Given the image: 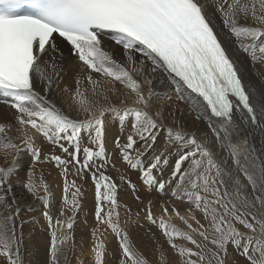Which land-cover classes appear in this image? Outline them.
<instances>
[{
    "label": "snow or ice",
    "instance_id": "obj_1",
    "mask_svg": "<svg viewBox=\"0 0 264 264\" xmlns=\"http://www.w3.org/2000/svg\"><path fill=\"white\" fill-rule=\"evenodd\" d=\"M217 10L221 14L223 25L240 42L239 46L250 53L251 60L264 61V0H218ZM105 31L114 34V42L121 46L127 63L132 65L131 70L126 64L118 63L105 49L101 40V33ZM244 41L250 43L246 46ZM62 42L71 46L84 69L89 72L84 80L92 85L94 94L100 87V82L94 80L91 73L111 78L135 93L136 103L143 104L145 108L125 111L135 113L134 134L142 140L154 141V130L159 127L146 110L149 100L144 95L141 84L133 76L134 72L143 74L146 61L153 64L152 72L162 68L179 78L189 93L187 96L181 95V99L192 104L194 108L198 105L203 107L210 114V118L217 119L220 130L213 128L217 140L221 138L220 131L231 135L229 129L234 123V110L242 108L253 123L257 120L256 110L251 104L250 95L238 74L236 64L222 46L202 0H0V94L15 99L12 107L18 113L16 121L19 125L14 129L10 124L0 123V137H3L0 139V154L5 158L13 151H19V145L10 135L15 130L26 138L28 149L39 159L40 150L34 147L32 138L27 136L29 127L48 141L57 144L71 127L72 133L67 139L73 143L75 151L68 153L67 147H60L80 165L78 172L81 169H89L90 161L94 157H105L102 124L105 109L100 108L99 115H96L93 111L95 102L87 97L86 92L81 91L80 79L76 80L73 101L91 119L83 122L72 121L57 111L55 105L41 107L37 103L46 97L37 92L35 80L40 79L45 92L51 88L54 78L58 77L56 56L60 52L59 44ZM136 52L141 53L144 59L137 62ZM49 67L51 73L47 71ZM147 83L151 84V79L147 80ZM177 92H181L179 87ZM90 123L97 125L93 143L98 146V151L84 148V160L81 162L77 137L80 128ZM175 135L183 141L185 148L184 154L177 162L176 171L180 172L182 162L190 161V164L189 168L180 174L179 182L171 191V195L177 200H186L189 212L198 210L203 219L209 221V227L215 233L211 240L205 225L195 215L192 219L198 226L196 228L180 217L189 229L198 232L205 241L210 240L216 250L206 254L191 233L181 231L160 218L158 226L167 237L168 245L173 249L178 248L180 257H188L185 264H201L206 259L208 264H211L212 260H215L216 264H224L221 253L226 254L227 244L231 242L239 247L241 241H244L241 254L249 260V264H264V194L255 196V201L259 203V208H256L255 203L249 202L246 196L237 201L231 198L227 190L221 193L220 187L217 186V177L221 175L222 169L214 159L211 148L198 142L195 136L186 137L181 133ZM116 142L119 145V138ZM135 143L134 135L129 134L127 144L121 149L123 161L132 168H136L140 163L139 155L133 157L130 151L134 150ZM230 147L234 163L240 165L241 146L234 144ZM51 158L58 165L69 163L60 156ZM162 162H166V159L158 155L142 169V178L146 184H152V171ZM12 171L13 168L0 167V186L10 179ZM244 174L254 192L259 186L260 192L264 193V167L260 168L258 176L247 171ZM93 179L96 221L98 224L107 225L119 237L123 256L121 264H148L119 227L115 182L103 175L96 179L95 173ZM219 184L223 185L224 181L219 180ZM235 184L240 185L239 179ZM25 186L30 193L35 194L31 178ZM71 187L75 188L72 193V207L76 209L79 205L75 198L81 190L75 181H72ZM160 189H164L163 184ZM64 192V202L67 204L69 183L66 175ZM237 196H241L239 187ZM105 201L109 204L107 211L103 206ZM172 211L179 216L175 206ZM163 212L167 215L169 209L163 207ZM147 214L149 220L156 223L150 207ZM45 216L47 217V213ZM13 219V214L0 215V264H22L15 227L10 224ZM48 219L51 221L50 217ZM56 223L58 227L62 226L61 221L57 220ZM237 224L254 234L258 231L259 236L245 237ZM66 227L71 230L73 223L69 221ZM93 235L95 237V231ZM176 238L189 241L198 251L178 247L174 242ZM68 241V236L61 238L55 232L52 233L51 264H59L61 255L67 258L63 246ZM92 254L93 264H105V245L102 239L94 244ZM160 264H166L162 250Z\"/></svg>",
    "mask_w": 264,
    "mask_h": 264
},
{
    "label": "bare ground",
    "instance_id": "obj_2",
    "mask_svg": "<svg viewBox=\"0 0 264 264\" xmlns=\"http://www.w3.org/2000/svg\"><path fill=\"white\" fill-rule=\"evenodd\" d=\"M202 3L205 5L207 15L212 21V26L217 32L222 46L225 47L229 56L234 60L238 69V74L250 95L251 102L254 105L258 118L256 126L250 124L248 117L242 111L236 109L233 114V126L229 129L231 135H226L223 131H220L221 138L217 140L213 133V128L218 131L220 130L217 119L210 118L203 107L198 105L194 108L192 104L181 99V95H189L188 91L181 83L169 76L162 68L158 69L156 72H152L153 64L151 61H146L143 74L140 75L134 72L133 76L139 81L144 95L149 100L146 109L148 113L155 119L154 114L156 112H161L162 121L166 124H158L156 122L159 127L154 130V141L151 139L142 140L140 136L134 134L133 125L136 122L135 113L132 111H125V109L145 108L143 104L136 103L135 93H132L130 89L121 83L111 80V78L103 77L97 73H91L93 79L100 82V87L97 88V92L94 94L92 85L84 80V77H86L89 72L84 69L82 62L78 60V57L66 42L59 44L60 52L56 56L58 77L54 78L51 88L45 92L44 85L41 83L40 79L36 78L35 80L37 92H39L42 97H46L45 99L38 100L37 103H39L41 107H51L55 105L57 111H60L62 115L67 116L72 121L83 122L87 119H91V117L81 111L73 101V94L77 87V79L81 80V91L86 92L87 97L95 102L93 111L96 115H99L100 108L105 109L102 117L105 157H94L89 169H81V171L78 172L77 169L79 166L77 167L76 164V166L74 165L75 161L71 156L69 160H66L69 161V163L64 165L67 166L66 169L69 170V175L80 174L79 177L81 180L84 179L85 182H88L86 177L88 175V179L90 180L91 171L95 170L101 172L98 168L104 167L107 170V174L110 173L109 177L120 186L118 181L120 179L122 180L123 174L131 176L133 179H139V181L143 180L142 169L148 166L154 160V157L158 155H162L163 158L167 155L169 156L170 164L166 165V167L169 172L171 169L173 170V181L165 179L167 184H164V182L162 183L164 180L163 178H166L163 174L166 169L162 163L152 171L153 179L149 187L154 185L153 183L155 181L159 183V187L161 184L164 185L163 190L155 189L154 191H160L159 197L153 194L147 195L142 188H139L137 196L134 197L132 191L130 189L127 190L125 185L122 184L120 186V191L123 193L124 198L130 201V210H138L139 215L131 213L121 217L119 219V227L122 229L123 233L127 234L130 244L148 261V264H160L161 250L164 253L166 264H185V261L188 259L187 256H179L178 248L173 249L168 245L167 237L164 236L163 231L159 229V222L156 221L157 223L154 224L149 220L147 214V209L149 207L151 208L153 217L163 218L167 223L174 225L181 231L191 233L201 246L206 242L207 245L210 244V241H205L198 232H193L184 223V220H186L188 223L192 224L194 228L198 227L195 220L192 219V216L195 215V217L205 225L207 234L209 235V221L204 220L202 213L198 210L189 212V204L186 200H177L171 195V191L175 189L176 184L179 182L180 174L187 170L190 164V161H184L181 163L180 172L176 173L177 171H174L181 155L185 152L183 141L175 135L176 133L185 134L186 137L195 136L198 142L204 143L211 148L214 153V159L222 169L221 175L217 177V186L220 187L221 193L227 190L231 198L237 201L243 196H246L249 202L255 203L256 208H259V203L255 201V196L264 194L260 192L259 186L254 192L252 185L248 183L244 174V172L247 171L249 174L258 176L260 168L264 167V61L257 60L253 62L250 53L245 52L243 48L239 46L240 42H238L231 31L223 25L221 14L217 10L218 0H202ZM249 43V41H244L246 46ZM102 44L118 63L126 64L129 70L132 69V65L127 63V58L123 54L121 46H113L105 41H102ZM45 59H47V57H45ZM135 59L138 62L144 58L141 53L136 52ZM139 66V63H137V67ZM47 71L51 73L52 70L49 67ZM149 79L152 81L151 84L147 83ZM178 87L181 89L179 93L177 92ZM149 92L151 95H149ZM105 96L107 98H105ZM15 102L14 98L0 94V123L6 125L10 124L14 129L19 127L16 121L18 113L16 109L12 107ZM28 106L32 107V105ZM120 123L128 127L129 133L134 135L135 141L138 140L136 145L138 149L141 148L143 152L149 147V152L145 161L139 163L140 174L137 177L135 172L127 173L120 165L122 159L121 149L127 144L128 137L118 128V124ZM179 126H182L183 130L174 128ZM96 129L97 125L94 123L85 124L80 128L77 137L81 149L80 154L82 153L81 157L79 154L80 160H84V148L87 147L94 151H98V146L93 143ZM71 133L72 128L70 127L57 144L48 141L40 133L29 127L27 129V136L32 138L34 147L40 150L39 159H36L33 152L28 149L25 137H22L20 133L15 130L10 133L13 141L19 145V151H13L7 158L0 154V167L13 168L10 179L0 186V215H14V219L10 221V224H14L15 227V235L18 240L22 264H51L50 246L53 232L61 238L64 236L69 237L68 243L63 246V251L67 258H65V255H61L59 264H93L92 249L94 244L100 242L101 239L105 245V264H121L123 256L120 249V239L107 225L99 224L97 228V225L94 226V231L96 232L95 237L93 235L94 231L90 232L84 243L74 233V231L79 230V228L76 229V226L80 223L77 225L75 224L76 228H73L74 231L73 229H67L66 224L69 221H74L73 217L76 212V209L72 207V193L75 191V188L69 186V192L67 193L68 203L65 204V184H62V182L65 181V171L62 170L63 167L60 169L62 173L58 172L56 174L51 173L52 171L48 172V170L41 169V165L44 164H41L42 158L51 153L60 152V150H62L60 145L67 147L68 153L75 151L73 143L67 139V137L71 136ZM117 138H119V145L116 142ZM0 139H3V137H0ZM234 144L240 145L242 148V152L239 156L240 165L234 163V158L231 155L230 146ZM173 151H175L176 154L170 156V152ZM47 152L50 153L46 154ZM245 156L247 159H244ZM52 165L55 164L53 163ZM56 166L58 167V164ZM53 167L55 166H52V168ZM53 171L55 172L57 169ZM214 174L213 172V175ZM43 175L45 181L50 184V188L47 192L45 190L41 193L39 187ZM29 178H31L35 186V194L30 193L25 186ZM237 179L240 181L239 186L235 184ZM219 180H223L224 184L220 185ZM50 181H53V183H50ZM238 187L241 193L240 197L237 196ZM79 188L81 191L75 199L76 201L82 200L86 202L89 200L87 198L90 197L87 196L86 193L91 191H86V187H84V189L82 186ZM82 188L84 189V195ZM44 193H49V195ZM45 195L47 200L52 204V208L44 207ZM77 203L80 207L81 203ZM173 206L179 211V216L172 211ZM163 207L169 209L167 215L164 214ZM118 211L120 212V210ZM45 213H47V217ZM137 213L138 212H136V214ZM120 215L122 216L123 214L120 212ZM181 216L184 220L180 219ZM48 217L51 218V221ZM80 218L83 220L82 217ZM57 220L61 221L62 226H57ZM90 220L92 219L90 218ZM174 242L178 247L191 248L193 251H198L195 245H192L187 240L176 238ZM192 259H196V257H192ZM0 261H2V258H0ZM201 264H203V262H201Z\"/></svg>",
    "mask_w": 264,
    "mask_h": 264
},
{
    "label": "rangeland",
    "instance_id": "obj_3",
    "mask_svg": "<svg viewBox=\"0 0 264 264\" xmlns=\"http://www.w3.org/2000/svg\"><path fill=\"white\" fill-rule=\"evenodd\" d=\"M157 113H159V115H157ZM208 115L210 116V114L208 113ZM154 116H155V120H156V122L158 123V124H166V123H164L162 120H163V118L161 117L162 116V114H161V112H156L155 114H154ZM161 117V118H160ZM211 118H213V119H215L214 117H211ZM125 124H123V123H120V124H118V128L121 130V132L125 135V136H128L129 134H132V133H129V130H128V127L127 126H124ZM127 127V128H126ZM182 129H181V128ZM174 128H177V130H183V127L182 126H179V127H174ZM234 128V127H233ZM125 131V132H124ZM96 134V133H95ZM122 134V135H123ZM41 137V136H40ZM40 139V138H39ZM137 143H138V140L136 141V143H135V146H134V150L136 151H134V150H130V151H132V155H133V157H136L137 155H135V154H138L139 155V160H140V163H141V161H145V158H146V156H147V154H148V152H149V147L146 149V150H144L143 152L141 151V148H139L138 149V147H136V145H137ZM185 149V148H184ZM50 152H47L46 154H49ZM65 152L64 151H62V150H60V152H55V153H51V154H49V155H47V156H45V157H43L42 158V160H41V164L42 163H44L43 165H41V169L42 170H48V172H51V173H53V174H56V173H58V172H60V169H62V167H63V171H65V168L67 167V166H64V165H58V167H59V170H58V167L56 166L57 165V162L55 161V160H53L51 157L52 156H60L63 160H69V158L71 157V156H69V154H64ZM173 154H176V152L175 151H173V152H170V156H172ZM49 156V157H48ZM69 156V157H68ZM82 156V153L80 154V157ZM47 157H48V159H47ZM66 159H65V158ZM48 160H46V159ZM80 159V158H79ZM164 159H166V162H162V164H164V168L166 169L165 170V172H163V174H164V176L166 177V178H163L164 180L162 181V183L164 182V184H167L166 183V180L165 179H167L168 181H173V179H174V175H173V170L171 169V171L169 172L168 171V169H167V167H166V165H168V164H170L169 163V161H170V158H169V156L167 155ZM49 161H51L52 162V164L54 163L55 165H52L51 164V162H49ZM81 162H83V159H81ZM93 162V160L92 161H90V164ZM47 163V164H46ZM121 163V164H120ZM120 165L124 168V171L125 172H127V173H133V172H135L136 173V177L140 174V170H139V165L136 167V168H132V167H130L129 165H127L124 161H123V159H121V161H120ZM76 163L74 162V165H75ZM77 165V164H76ZM75 165V166H76ZM43 166H44V168H43ZM52 166H55V167H53L52 168ZM61 166V167H60ZM79 166V168H80V165H77V167ZM171 167H172V164H171ZM57 169V171H53V170H56ZM119 168H120V166H119ZM51 169H53V170H51ZM98 170H100L101 172H97V171H91V173H90V180L88 179V175H87V177H86V180L88 181V182H85V180L83 179V180H81V178L79 177L80 176V174H76V175H69V170L67 169V172L65 173V175L67 176V181H68V183H69V186H71V183H72V181H75V184H76V186L77 187H80V186H82L83 188L84 187H86V191L87 190H89V191H91V192H87L86 193V195L87 196H90V197H88L87 199H89V200H87L86 202H88V203H86V202H83L82 200H79V201H77V202H79V203H81L80 204V207L77 209L76 208V212H75V215H74V217H73V228H76V229H78L79 228V230H76L77 231V233H76V231H74V229H73V231H74V233H75V235H77L78 236V238L81 240V241H83V243H84V241H86L87 240V238H88V235L90 234V232H92V231H94V229H95V227L94 226H96V228L99 226V224L98 223H96L97 221H96V217H95V211H96V201H95V181H94V179H93V173H95V176H96V179H99L100 177H101V175H103V176H107V177H109V174H107V170H106V168H98ZM121 171H122V169H121ZM174 171L176 172V168L174 169ZM60 173H62V171L60 172ZM106 173V174H105ZM121 173V172H120ZM176 173H178V172H176ZM167 174V175H166ZM65 178V177H64ZM110 178V180L111 181H114L111 177H109ZM44 179V180H43ZM45 181V177H44V175L42 176V180H41V184H40V187H39V191L42 193V192H44L45 191V187H46V189L48 190L50 187V184L49 183H47L46 181ZM57 181H59V180H57ZM139 179L137 180V179H133L131 176H128V175H126V174H123V176H122V180L120 179L119 181H118V184H120V186L123 184V185H125L126 186V188H127V190L128 189H130L131 191H132V194H133V196L135 197V196H137V193H138V191H139V188H142L143 189V191L147 194V195H155V196H157V197H159V192H154L155 191V189H158V190H161L160 189V187H159V183L157 182V181H155L153 184L154 185H152L151 187H149V185L148 184H146L145 182H144V180H140L139 182ZM103 182V181H102ZM125 184H124V183ZM50 183H53V181H50ZM90 183V184H89ZM117 182H115V184H116ZM62 184H65V181L64 182H62ZM88 184V185H87ZM127 184V185H126ZM145 184V185H144ZM116 186H117V189L119 190V192H118V190H116L117 191V203H118V207H117V209H116V211H118V210H120V212H121V214H123L122 216L120 215V212L118 211V213H119V219L121 218V217H123V216H126V215H129V214H135V215H139V211L138 210H135V209H132V210H130V208H129V203H130V201H128L126 198H124V195H123V193L120 191V189H121V187L120 186H118L117 184H116ZM82 188V192H83V195L85 194L84 193V189ZM91 189V190H90ZM47 190H46V192H47ZM155 193V194H154ZM44 194H46V195H49V193H44ZM46 195H45V197H44V207H46V208H52L51 207V203L47 200V197H46ZM54 196V195H53ZM43 198V197H42ZM125 203H127V204H125ZM122 204V205H121ZM125 204V205H124ZM128 205V206H127ZM103 206H104V208H105V211L108 209V207H109V204H108V202L107 201H105V202H103ZM123 207V208H122ZM125 207V208H124ZM122 212H124V213H122ZM136 212H138L137 214H136ZM127 213V214H126ZM80 217H82L83 218V220H81V218ZM90 218L93 220H90ZM157 222H159V220H160V218L159 217H153ZM157 218V219H156ZM250 219V218H249ZM86 221V222H85ZM85 223V224H83V223ZM92 222H94V223H91ZM156 222V223H157ZM80 223V224H79ZM77 224H79V225H76ZM155 224V223H154ZM159 224V223H158ZM81 225V226H80ZM76 226V227H75ZM80 226V227H79ZM237 227H238V229H239V231L241 232V233H243L244 234V236L245 237H248V236H259V232L257 231V233H252L251 231H249L248 229H246V228H244L243 226H240V225H238L237 224ZM83 229V230H82ZM160 229V228H159ZM161 230V229H160ZM161 231H163V230H161ZM79 232H80V234H79ZM215 235V233L213 232V230L210 228L209 229V237H210V240H211V238L213 237ZM87 236V237H86ZM111 236V235H110ZM113 236V235H112ZM85 237V238H84ZM209 240V241H210ZM243 244H244V241H241V244H240V246L239 247H237V246H234L231 242H229L228 244H227V246H226V254L225 253H221V258H223V260H224V264H249V260L245 257V256H243L241 253H242V250H243ZM202 247H203V250H204V252L206 253V254H210V252L211 251H215L216 249H215V246L214 245H212L211 243L209 244V245H207V242L205 243V244H203L202 245ZM250 254H253L254 255V253L253 252H250ZM203 264H208V260L206 259L205 261H203ZM211 264H216V261L215 260H212V262H211Z\"/></svg>",
    "mask_w": 264,
    "mask_h": 264
},
{
    "label": "clouds",
    "instance_id": "obj_4",
    "mask_svg": "<svg viewBox=\"0 0 264 264\" xmlns=\"http://www.w3.org/2000/svg\"><path fill=\"white\" fill-rule=\"evenodd\" d=\"M251 104H252V102H251ZM252 106L254 107V105L252 104ZM241 111V110H240ZM234 114V113H233ZM245 114V113H244ZM246 115V114H245ZM247 116V115H246ZM257 116V115H256ZM216 119V118H215ZM249 119V118H248ZM257 120H258V118H257ZM249 122H250V120H249ZM251 124V123H250Z\"/></svg>",
    "mask_w": 264,
    "mask_h": 264
}]
</instances>
